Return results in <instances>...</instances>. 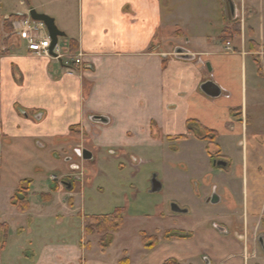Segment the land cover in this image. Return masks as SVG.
Masks as SVG:
<instances>
[{
  "label": "crops",
  "instance_id": "obj_1",
  "mask_svg": "<svg viewBox=\"0 0 264 264\" xmlns=\"http://www.w3.org/2000/svg\"><path fill=\"white\" fill-rule=\"evenodd\" d=\"M45 2L41 12L55 17L66 33L65 48L73 55L83 53V62L69 65L72 59L30 51L17 21L30 15L32 3L0 0V223L9 227L0 264H111L90 259L79 248L74 254L58 238L41 234L35 245L30 237L37 218L58 220V213L50 212L52 201L64 197L71 202L69 197H76L74 182L61 181L72 196L63 195L60 183L42 193L46 204L36 217L31 215L30 188L27 209L13 202L24 179L18 186L5 182L12 172L14 151L27 150V141L40 140L42 148L48 144L63 149L73 145L75 132L91 133L98 147L206 140L218 147L217 155L224 159L221 167L212 164L211 172L217 174L218 203L224 202L218 228H206L201 222L195 231L199 237L169 241L168 254H144L139 263L126 254L120 264H164L170 259L194 264L200 256L215 264H249L251 260L264 264V237L255 239L264 233V137L256 133L264 130L263 0H231L229 10L226 0ZM13 16L16 19L11 22ZM234 27L239 30L223 37L225 30ZM256 58L259 76L254 70ZM210 80L220 86L217 97L202 90ZM95 116L110 122H98ZM189 121L194 123L192 129ZM201 128L214 132V140L203 139L197 132ZM84 148L74 151L81 156ZM227 148L233 152L227 153ZM240 151L242 157L234 161ZM208 155L207 161L212 157L211 152ZM55 157L60 158L58 153ZM235 162L242 164L238 178L232 176ZM76 165L72 163V170ZM196 172L208 176L203 168ZM69 176L74 181V174ZM210 189L202 197L212 203ZM226 195L236 199L234 206L226 205ZM229 228L235 229L229 232ZM253 242L262 254H248Z\"/></svg>",
  "mask_w": 264,
  "mask_h": 264
},
{
  "label": "rangeland",
  "instance_id": "obj_2",
  "mask_svg": "<svg viewBox=\"0 0 264 264\" xmlns=\"http://www.w3.org/2000/svg\"><path fill=\"white\" fill-rule=\"evenodd\" d=\"M45 1L30 0L33 8L38 12H41L40 7L46 3ZM209 10H211L210 6ZM60 42L66 47L67 41L64 42V37H60ZM72 63L73 60L68 62L69 65ZM260 68L256 58L254 63L256 76L261 73ZM256 127L258 129V125ZM75 133L77 134L74 135L73 145H64L63 149L48 144L47 147L42 148L39 146L40 140H30L26 142L29 143L27 150L14 151V162L10 167L12 172L5 182L7 186H12L14 183L18 186L22 179L32 180L29 200L34 210L31 215L34 217L41 206L46 204L42 199V193L48 192L52 186H59L60 183V191L63 195L72 196L69 188L61 181L70 178L69 174H78L81 177L75 181L73 191L76 197H69L73 198L70 204L64 197L52 201L50 212L58 213L57 221L56 217L52 220L42 217L37 218L31 225L30 237L35 245L40 242L38 235L43 234L51 236L48 237L51 239H61L74 254L77 253L74 250L79 248L81 254H86L95 261L120 264L119 259L129 254L135 263H139L144 254H155V252L168 254L172 250L169 241L194 240L195 236L199 237V232L195 231L200 225L215 230L218 228L216 224L221 221L224 202L210 203L206 201V197H202L205 191L210 189L207 188L209 183H211V194H216L217 174L211 172L215 170L212 166V158L221 157L217 155L219 153L217 146L207 143L206 140L183 143V141L174 142L164 139L163 142L125 147L104 145L98 147L91 141L93 137L91 133ZM256 133L264 137V130H258ZM199 134L201 137L204 136L202 131H199ZM261 136L260 138L263 139ZM75 147L90 150L93 157L86 160L78 156L74 151ZM226 151L229 154L233 152L230 148ZM209 152L212 157L207 161ZM56 153L60 158L55 157ZM237 155L240 156L234 157V161L242 157V152ZM66 156L69 158L72 156V160H67ZM239 159L242 161V158ZM72 163L77 164L78 168L72 170ZM234 166L232 176L241 177L242 164L235 162ZM199 167L207 171L206 178L196 172ZM154 175L163 183V188L159 192L151 191ZM25 186H28L27 183ZM225 199L228 200L227 206L236 204V199L232 195H226ZM174 202L188 211L174 212L172 210ZM117 208H121L123 212V225L118 231L111 232L113 240L110 244L109 237H105L103 230L91 229L90 233L85 232L84 216L106 215ZM201 222L203 224H200ZM234 229L228 230L233 232ZM187 234H189L188 238L180 237ZM145 237L147 243L143 242ZM145 243L153 245L147 247ZM259 249L253 242L250 244L248 254L250 256L258 252L262 254L263 250L260 246ZM193 263L215 264L201 256ZM249 264L254 263L251 260Z\"/></svg>",
  "mask_w": 264,
  "mask_h": 264
},
{
  "label": "trees",
  "instance_id": "obj_3",
  "mask_svg": "<svg viewBox=\"0 0 264 264\" xmlns=\"http://www.w3.org/2000/svg\"><path fill=\"white\" fill-rule=\"evenodd\" d=\"M11 22H13L16 19V16H13L10 18ZM239 30V28H235L234 30L227 29L224 31L223 37H227L231 33L236 32ZM71 50L73 52H76L77 48L74 43H71ZM194 126V123L192 121L188 122V128L192 129ZM204 133V136H202L203 139H213L215 138V133L206 129L201 128L199 129ZM25 183H27L28 186H25ZM31 180H24L21 182L18 190L16 191L15 195L13 196V202L19 206L21 210H25L28 208L29 200H28V190L30 188ZM44 198L47 197L46 194L43 195ZM84 220L86 222L85 225V232L90 233L91 229H97L98 231L103 230L105 233V237H109V244L113 240V235L111 234L118 231L122 225H123V212L121 208H117L114 212L106 214V215H100V216H90L86 215L84 216ZM9 227L6 223H0V252L5 248L7 244V237H8ZM181 234V233H180ZM2 235V236H1ZM187 235H181L180 237H187ZM179 237V236H178ZM143 242L147 243V237L143 239ZM147 247L152 246L153 244H146ZM109 244L107 246H109ZM106 246V247H107ZM123 261H127V258H125ZM164 264H179V262L176 259H170L166 261Z\"/></svg>",
  "mask_w": 264,
  "mask_h": 264
},
{
  "label": "water",
  "instance_id": "obj_4",
  "mask_svg": "<svg viewBox=\"0 0 264 264\" xmlns=\"http://www.w3.org/2000/svg\"><path fill=\"white\" fill-rule=\"evenodd\" d=\"M227 8L230 9V6L233 5L231 0H226ZM30 15L34 20L42 21L46 25L49 35L52 39V46L51 50L56 46V44L59 41V37H65L66 33L61 30L58 25L56 24L55 18L50 16L49 14L38 12L36 9H32L30 11ZM178 52H184V50L180 49ZM184 58H193V55L189 54H183ZM202 90L209 96L217 97L221 94L220 86L214 82V81H207L202 85ZM96 121L108 124L110 122V119L105 116H95L94 118ZM80 155L84 157V159L89 160L93 157V153L88 150L84 149L83 151H79ZM163 188V183L157 178L156 175L152 178V185H151V191L152 192H159ZM220 201V196L214 195L211 199L212 203H218ZM172 210L174 212L178 213H186L188 209L181 207L179 204L174 202L172 204ZM222 229V228H221Z\"/></svg>",
  "mask_w": 264,
  "mask_h": 264
},
{
  "label": "built area",
  "instance_id": "obj_5",
  "mask_svg": "<svg viewBox=\"0 0 264 264\" xmlns=\"http://www.w3.org/2000/svg\"><path fill=\"white\" fill-rule=\"evenodd\" d=\"M19 22V35L27 41L28 49L38 56H48L59 60L72 59L75 64H81L83 53L72 54L69 48L61 45L60 39L56 46L51 50L52 39L47 27L42 21L34 20L31 16ZM229 44V43H228Z\"/></svg>",
  "mask_w": 264,
  "mask_h": 264
},
{
  "label": "flooded vegetation",
  "instance_id": "obj_6",
  "mask_svg": "<svg viewBox=\"0 0 264 264\" xmlns=\"http://www.w3.org/2000/svg\"><path fill=\"white\" fill-rule=\"evenodd\" d=\"M199 131L200 130H197V132H198V134H199ZM200 135V134H199ZM82 156V155H81ZM83 157V156H82ZM84 158V157H83ZM223 158L222 157H220V158H213L212 159V164L214 165V166H219V167H221V166H223L222 165V163H223ZM77 166V165H76ZM75 168H78V167H75ZM74 181H71V180H69V179H63V182L65 183V185H74V183H75V181H76V179H81V177L78 175V174H76V175H74ZM74 182V183H73ZM214 195H216V194H214ZM213 195V196H214ZM209 198H207V200H208ZM263 237H264V233H260V234H258V236L256 235V237H255V239L257 240V241H260V240H263Z\"/></svg>",
  "mask_w": 264,
  "mask_h": 264
}]
</instances>
